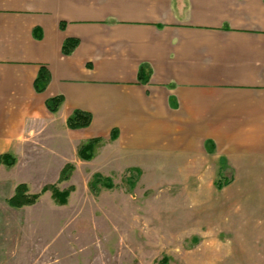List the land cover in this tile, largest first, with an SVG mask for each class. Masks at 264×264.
<instances>
[{"label":"crops","instance_id":"0c3cea01","mask_svg":"<svg viewBox=\"0 0 264 264\" xmlns=\"http://www.w3.org/2000/svg\"><path fill=\"white\" fill-rule=\"evenodd\" d=\"M68 40L78 45L65 55ZM41 71L49 82L38 93ZM59 96L52 113L46 102ZM75 111L90 114V126L68 128ZM92 140L103 143L85 161L79 150ZM5 154L16 164L0 166L1 224L48 201L66 207L44 190L68 191L59 188L68 168L105 174L171 157L181 170L200 159L211 184L195 205L220 223L205 236L251 239L252 261L242 249L239 264H264V0H0ZM222 171L218 186L212 175ZM20 185L41 194L34 205L10 206ZM0 234L13 239L0 243V264L37 262L15 249L25 234Z\"/></svg>","mask_w":264,"mask_h":264},{"label":"rangeland","instance_id":"374dc122","mask_svg":"<svg viewBox=\"0 0 264 264\" xmlns=\"http://www.w3.org/2000/svg\"><path fill=\"white\" fill-rule=\"evenodd\" d=\"M199 160L181 170L167 157L145 168L93 174L91 167L70 174L59 187H69L66 207H50L48 201L43 210L21 211L19 222L0 223V231L25 234L15 249L22 259L36 257L30 264H159L163 258L167 264H239L243 250L252 261L253 240L205 236L206 229L217 234L213 227L220 223H209L206 207L195 205L209 197L202 186L210 176L200 173ZM97 175L101 183L91 189ZM224 175L212 179L222 186ZM43 211L48 218L41 224L37 215ZM12 241L0 237V243Z\"/></svg>","mask_w":264,"mask_h":264},{"label":"trees","instance_id":"16d2710c","mask_svg":"<svg viewBox=\"0 0 264 264\" xmlns=\"http://www.w3.org/2000/svg\"><path fill=\"white\" fill-rule=\"evenodd\" d=\"M78 42L74 40H68L64 44L63 47V53L65 55H70L74 49L77 47ZM145 66H142L139 71V82L145 83L148 81V78H146V72H145ZM49 82V76L46 72L41 71L37 81H36V90L38 93H42ZM64 102V98L59 96L52 98L46 102V106L48 110L52 113H57L60 109L61 105ZM92 121L91 115L88 113H85L83 111H75L68 119L67 125L68 128L75 130V129H83L90 126ZM102 140H92L88 143L84 144L80 150L79 155L80 158L85 161H90L93 156L95 149L98 145H101ZM16 164V158L11 154H5L3 156H0V166L4 165L8 168L13 167ZM71 168H68L64 171L62 175V181H66L71 173ZM101 177L99 175L95 176L94 181L90 183L91 189H95V187L100 184ZM108 186V185H107ZM111 186V185H109ZM51 190L53 193L54 200L58 203H61L64 205L67 202L68 199V191L60 192L56 187L51 186L49 188H45L44 191ZM41 194H35V195H28V188L25 185H20L16 189V193L14 197H12L9 200L10 206L14 208H22L25 206L34 205L38 199L40 198ZM168 258H163L159 264H167Z\"/></svg>","mask_w":264,"mask_h":264}]
</instances>
